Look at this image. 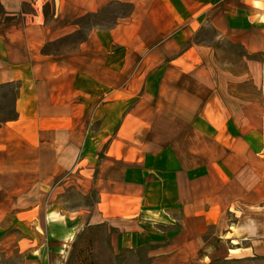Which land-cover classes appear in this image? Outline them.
I'll return each instance as SVG.
<instances>
[{
  "label": "crops",
  "instance_id": "0c3cea01",
  "mask_svg": "<svg viewBox=\"0 0 264 264\" xmlns=\"http://www.w3.org/2000/svg\"><path fill=\"white\" fill-rule=\"evenodd\" d=\"M2 5L0 88L16 94L0 123V264H55L96 226L115 254L184 264L223 214L264 203L260 107H232L199 41L210 28L260 68L264 0ZM260 237L244 257L264 264Z\"/></svg>",
  "mask_w": 264,
  "mask_h": 264
},
{
  "label": "rangeland",
  "instance_id": "374dc122",
  "mask_svg": "<svg viewBox=\"0 0 264 264\" xmlns=\"http://www.w3.org/2000/svg\"><path fill=\"white\" fill-rule=\"evenodd\" d=\"M3 19V5L0 0V23ZM201 35L199 41L209 47L208 66L225 98L229 97L231 101H234L233 98L249 99L251 117L260 107L262 112L260 134L263 147L264 63H261L263 66L257 67L255 71H250L248 61L259 63L261 59L255 56L249 57L239 46L216 39L215 33L210 28H205ZM15 94V85L0 88V123L14 117ZM258 102L260 106L257 105ZM233 103L232 107L236 111L243 108L241 103L237 101ZM260 157L264 159L261 153ZM240 208L246 210L244 213L248 211V216L236 218L232 212L223 214L217 224L205 228V232L199 235L196 241L193 240L194 243L190 242L186 251L187 261L184 260V264H260L262 258L256 255L254 250L251 252L252 256L247 258L244 256L246 246L256 247L264 231V203ZM110 239L111 233L104 226L80 229L64 246L59 261L55 264H146L148 261L146 249L115 254ZM230 249L234 251L229 252Z\"/></svg>",
  "mask_w": 264,
  "mask_h": 264
},
{
  "label": "built area",
  "instance_id": "2783aa9c",
  "mask_svg": "<svg viewBox=\"0 0 264 264\" xmlns=\"http://www.w3.org/2000/svg\"><path fill=\"white\" fill-rule=\"evenodd\" d=\"M263 86H264V84H263ZM263 100H264V87H263ZM260 153H261V156L264 158V145H263Z\"/></svg>",
  "mask_w": 264,
  "mask_h": 264
},
{
  "label": "bare ground",
  "instance_id": "6f19581e",
  "mask_svg": "<svg viewBox=\"0 0 264 264\" xmlns=\"http://www.w3.org/2000/svg\"><path fill=\"white\" fill-rule=\"evenodd\" d=\"M231 252H233V251H231Z\"/></svg>",
  "mask_w": 264,
  "mask_h": 264
},
{
  "label": "trees",
  "instance_id": "16d2710c",
  "mask_svg": "<svg viewBox=\"0 0 264 264\" xmlns=\"http://www.w3.org/2000/svg\"><path fill=\"white\" fill-rule=\"evenodd\" d=\"M15 116V115H14ZM14 118V117H13Z\"/></svg>",
  "mask_w": 264,
  "mask_h": 264
}]
</instances>
